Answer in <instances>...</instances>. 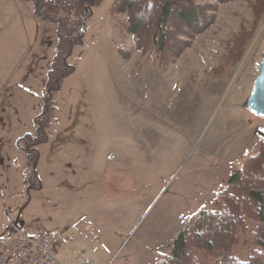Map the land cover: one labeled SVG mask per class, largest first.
<instances>
[{"label": "rangeland", "instance_id": "1", "mask_svg": "<svg viewBox=\"0 0 264 264\" xmlns=\"http://www.w3.org/2000/svg\"><path fill=\"white\" fill-rule=\"evenodd\" d=\"M113 3L93 8L65 59L73 72L52 93L38 143L57 25L29 2L0 0V236L16 220L27 236L59 232L62 264H156L195 213L214 208L264 133V117L246 107L264 52L257 0L217 5L168 67L137 50ZM24 135L19 155L13 141ZM250 252L240 236L233 253Z\"/></svg>", "mask_w": 264, "mask_h": 264}, {"label": "trees", "instance_id": "2", "mask_svg": "<svg viewBox=\"0 0 264 264\" xmlns=\"http://www.w3.org/2000/svg\"><path fill=\"white\" fill-rule=\"evenodd\" d=\"M25 1L33 5L38 19L57 25L59 39L47 74L43 109L34 119L36 134L41 136L38 143H42L48 140L45 123L51 125L54 116L52 93L73 72L65 59L71 55L73 45L81 42L87 19L103 0ZM215 1L216 4L196 0H114L111 12H125L127 20L122 30L134 36L137 50L155 53L159 64L168 67L214 23L217 5L233 0ZM263 6L264 0H257V11H262ZM71 35L77 40L66 43ZM129 56V52L122 55L125 59ZM259 134L258 150L216 193L214 208L195 213L174 239L169 254L156 264H204L201 258L212 264H264V133ZM31 137L24 135L20 140ZM35 145L26 143L24 147L34 150ZM242 235L251 250L245 260L233 253Z\"/></svg>", "mask_w": 264, "mask_h": 264}, {"label": "built area", "instance_id": "3", "mask_svg": "<svg viewBox=\"0 0 264 264\" xmlns=\"http://www.w3.org/2000/svg\"><path fill=\"white\" fill-rule=\"evenodd\" d=\"M62 241L59 232L27 236L13 223L0 236V264H62L58 257Z\"/></svg>", "mask_w": 264, "mask_h": 264}, {"label": "water", "instance_id": "4", "mask_svg": "<svg viewBox=\"0 0 264 264\" xmlns=\"http://www.w3.org/2000/svg\"><path fill=\"white\" fill-rule=\"evenodd\" d=\"M246 107L257 115L264 117V52L259 73L253 83L251 94L246 102ZM14 223L18 224V221L16 220Z\"/></svg>", "mask_w": 264, "mask_h": 264}, {"label": "crops", "instance_id": "5", "mask_svg": "<svg viewBox=\"0 0 264 264\" xmlns=\"http://www.w3.org/2000/svg\"><path fill=\"white\" fill-rule=\"evenodd\" d=\"M24 1H25V0H24ZM33 14H34V11H33ZM34 16H35V15H34ZM35 17H36V16H35ZM42 98H43V96H42ZM35 118H36V117H35ZM35 118H34V119H35ZM34 124H35V123H34ZM20 138H21V137H18V138L16 139V141H15V140L13 141V143L15 142V143H14V148L17 150V152H18L17 154H19V155H21V153L19 152L21 148H20V146H18V143L20 142ZM17 160H18V158L15 159V160H13V161H14L13 163H14L15 168H16V167H17V168L20 167V165L17 163ZM6 167H8V168L10 167V162L6 165ZM61 261H62V260H61ZM62 263H63V261H62Z\"/></svg>", "mask_w": 264, "mask_h": 264}]
</instances>
